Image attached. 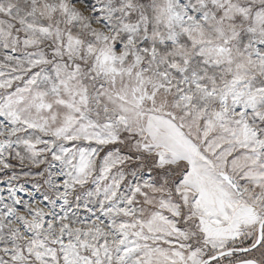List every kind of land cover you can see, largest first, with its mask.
Segmentation results:
<instances>
[{
    "label": "snow or ice",
    "instance_id": "snow-or-ice-1",
    "mask_svg": "<svg viewBox=\"0 0 264 264\" xmlns=\"http://www.w3.org/2000/svg\"><path fill=\"white\" fill-rule=\"evenodd\" d=\"M0 264H264V0H0Z\"/></svg>",
    "mask_w": 264,
    "mask_h": 264
}]
</instances>
